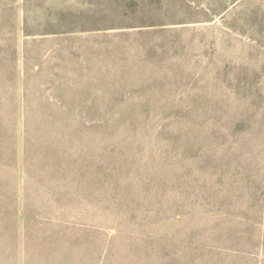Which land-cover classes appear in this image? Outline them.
<instances>
[{"label": "rangeland", "instance_id": "obj_1", "mask_svg": "<svg viewBox=\"0 0 264 264\" xmlns=\"http://www.w3.org/2000/svg\"><path fill=\"white\" fill-rule=\"evenodd\" d=\"M0 264H264V0H0Z\"/></svg>", "mask_w": 264, "mask_h": 264}]
</instances>
